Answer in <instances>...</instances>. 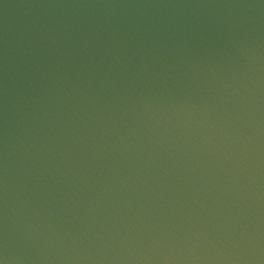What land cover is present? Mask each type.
Instances as JSON below:
<instances>
[{
  "label": "water",
  "instance_id": "water-1",
  "mask_svg": "<svg viewBox=\"0 0 264 264\" xmlns=\"http://www.w3.org/2000/svg\"><path fill=\"white\" fill-rule=\"evenodd\" d=\"M0 264H264V0H0Z\"/></svg>",
  "mask_w": 264,
  "mask_h": 264
}]
</instances>
